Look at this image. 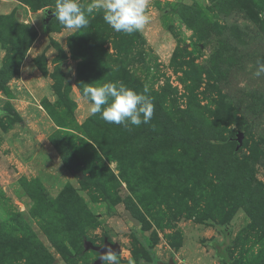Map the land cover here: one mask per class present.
Segmentation results:
<instances>
[{
	"label": "rangeland",
	"instance_id": "obj_1",
	"mask_svg": "<svg viewBox=\"0 0 264 264\" xmlns=\"http://www.w3.org/2000/svg\"><path fill=\"white\" fill-rule=\"evenodd\" d=\"M55 6L0 0V264H92L104 238L120 264H224L222 222L234 264H264V0H150L131 35L102 13L69 35ZM109 81L151 121L89 116Z\"/></svg>",
	"mask_w": 264,
	"mask_h": 264
},
{
	"label": "clouds",
	"instance_id": "obj_2",
	"mask_svg": "<svg viewBox=\"0 0 264 264\" xmlns=\"http://www.w3.org/2000/svg\"><path fill=\"white\" fill-rule=\"evenodd\" d=\"M150 0H56L54 16L68 34L83 33L96 13L103 14V20L117 33L134 34L142 31L150 22L147 8ZM47 8L43 10L45 14ZM256 77L264 76V60L257 59L254 71ZM148 89L137 92L122 81H109L93 85L85 83L81 96L87 102V114L124 127L140 126L151 121L154 104L146 95ZM8 113L0 107V118ZM101 264H120L118 254L110 247L97 257ZM130 264H135L134 261Z\"/></svg>",
	"mask_w": 264,
	"mask_h": 264
},
{
	"label": "trees",
	"instance_id": "obj_3",
	"mask_svg": "<svg viewBox=\"0 0 264 264\" xmlns=\"http://www.w3.org/2000/svg\"><path fill=\"white\" fill-rule=\"evenodd\" d=\"M43 6V5H42ZM220 232L223 234V239L217 241L215 239L211 240L210 246L215 252V255L224 262V264H234L231 259L230 248L232 246V241L230 240V229L224 225V222L217 225ZM152 259L153 254H151ZM157 260L156 258L153 261ZM135 264H140L138 261H134ZM124 264H130V261H122Z\"/></svg>",
	"mask_w": 264,
	"mask_h": 264
},
{
	"label": "water",
	"instance_id": "obj_4",
	"mask_svg": "<svg viewBox=\"0 0 264 264\" xmlns=\"http://www.w3.org/2000/svg\"><path fill=\"white\" fill-rule=\"evenodd\" d=\"M242 138H243V133H241V132L238 133V135H237L238 145L241 144ZM127 216L134 224H138V221L135 218H133L129 213H127ZM106 246H110L117 254L120 253L119 245L116 242H111L107 238H104L103 243L100 245H95L89 240L84 241L85 249H92V250L98 252L99 255L101 254V252H103L105 250ZM100 263H101V261L99 260V258H97L96 260H94V262L92 264H100ZM157 264H176V263H175L174 259L171 257L166 262L158 260Z\"/></svg>",
	"mask_w": 264,
	"mask_h": 264
}]
</instances>
